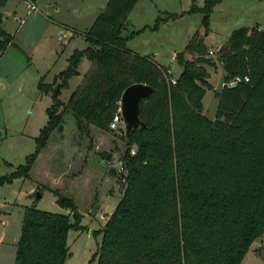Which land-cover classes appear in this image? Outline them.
<instances>
[{"label":"trees","instance_id":"trees-1","mask_svg":"<svg viewBox=\"0 0 264 264\" xmlns=\"http://www.w3.org/2000/svg\"><path fill=\"white\" fill-rule=\"evenodd\" d=\"M218 1L198 6L191 0L188 11L201 12L205 30ZM135 2L105 0L83 32L86 44L72 49L50 82L38 81L51 100L46 121L33 150L0 174V184L28 176L50 132L62 129L64 111L73 114L79 130L92 124L107 131L123 88L148 84L152 90L139 102L140 124L122 136L123 188L99 229L95 264H238L264 231V29L237 26L217 48L222 84L209 118L202 96L211 87L205 64L213 61L204 56L202 40L196 31L191 35L186 48L196 56L179 60L180 71L171 75L151 54L128 48L127 36L120 35ZM1 22L0 13V52L13 36ZM82 56L87 67L63 101L60 90L79 73ZM234 75L247 79L226 84ZM52 192L70 214L24 204L12 264H63L66 232L77 227L80 213L71 198Z\"/></svg>","mask_w":264,"mask_h":264},{"label":"rangeland","instance_id":"rangeland-1","mask_svg":"<svg viewBox=\"0 0 264 264\" xmlns=\"http://www.w3.org/2000/svg\"><path fill=\"white\" fill-rule=\"evenodd\" d=\"M104 2L36 0L35 8H30L24 0H6L0 6L1 26L13 34L11 43L0 52V174L22 163L33 150L34 136L46 121L44 109L51 102L49 93L42 92L37 83L50 82L65 66L72 49L86 44L83 32ZM194 2L200 6L203 0ZM190 3L191 0H136L120 35L127 36L128 48L153 54L176 76L181 65L175 52L182 51L183 59L195 57L186 44L196 31L205 46L204 56L213 61V65L205 64L211 87H205L202 96V113L212 118L214 91L222 84L217 48L237 26L257 25L264 29V0H219L208 14L206 30L201 24V12L188 11ZM87 63L82 56L79 73L60 90L61 100H66ZM87 126L79 130L73 114L64 111L62 129L50 132L28 176L0 184V264L13 262L24 204L35 201L38 208L70 214L68 208L55 201L52 189L71 198L80 213L77 227L67 229L63 264H95L99 229L123 188L115 167L124 150V139L110 130ZM96 143L98 147L94 149ZM110 151L111 158L101 154ZM57 172L60 176L54 181L52 177ZM38 189L40 196L35 199ZM263 241L264 231L249 244L238 264H264Z\"/></svg>","mask_w":264,"mask_h":264},{"label":"water","instance_id":"water-1","mask_svg":"<svg viewBox=\"0 0 264 264\" xmlns=\"http://www.w3.org/2000/svg\"><path fill=\"white\" fill-rule=\"evenodd\" d=\"M175 54L179 60L183 59L182 51H177ZM206 76H208V72H206ZM151 90L152 87L150 85L141 82H133L123 88L118 106L122 117L124 135H127L133 126L140 124L138 117L139 102ZM39 196L40 192L38 190L35 191V199Z\"/></svg>","mask_w":264,"mask_h":264},{"label":"built area","instance_id":"built-area-1","mask_svg":"<svg viewBox=\"0 0 264 264\" xmlns=\"http://www.w3.org/2000/svg\"><path fill=\"white\" fill-rule=\"evenodd\" d=\"M26 2V1H25ZM26 3L29 4L30 8H35V5L33 2L31 1H27ZM174 77H170L169 78V81L170 82H174ZM246 80L247 79V76L246 75H234L232 76L231 78H229L226 82V84L228 85H232L234 84L236 81H239V80ZM107 128L112 131L113 133L115 134H119L121 136L124 135V130H123V122H122V117H121V113H120V110H119V106L116 108V110H114L111 114V117L110 119L108 120V123H107ZM129 153H134V147H130L129 149ZM116 171L119 173V175L121 176V180H123L124 178V173H125V166L122 162L121 159H117L116 160V167H115ZM263 244H264V241H263Z\"/></svg>","mask_w":264,"mask_h":264},{"label":"crops","instance_id":"crops-1","mask_svg":"<svg viewBox=\"0 0 264 264\" xmlns=\"http://www.w3.org/2000/svg\"><path fill=\"white\" fill-rule=\"evenodd\" d=\"M24 1H25V0H24ZM35 1H36V0H35ZM135 51H136V50H135ZM138 53H139V52H138ZM141 54H145V53H141ZM152 55H153V54H152ZM152 57L154 58V56H152ZM66 58H67V57H66ZM87 64H88V63H87ZM59 70H60V69H59ZM59 70H58V71H59ZM58 71H57V72H58ZM82 73H83V72H82ZM112 137H113V136H112ZM111 139H112V138H111ZM113 139H116V138L113 137ZM95 141H96V140L93 139L92 142H95ZM44 147H45V145L40 149V151L38 152L36 158H37L39 155L42 154V152H43V148H44ZM93 147H94V149L97 148V147H98V144H97V143H96V145L94 144ZM58 148H60V147L58 146ZM112 156H113V153H112V151H110V156H109V158H111ZM36 158H35V159H36ZM32 164H33V163H32ZM59 172H60V171H59ZM59 172H57L56 174L53 175L52 178L54 179V181H56V179L59 178V176H60V173H59ZM31 202H33L35 205H36V203H37V202H35V201H31ZM68 212H69V210H68Z\"/></svg>","mask_w":264,"mask_h":264}]
</instances>
